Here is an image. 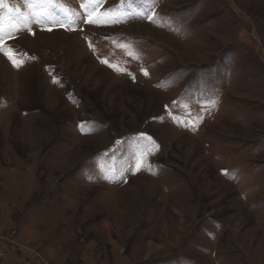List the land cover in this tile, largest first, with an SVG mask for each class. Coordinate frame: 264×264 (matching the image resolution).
Listing matches in <instances>:
<instances>
[{
  "label": "rangeland",
  "instance_id": "1",
  "mask_svg": "<svg viewBox=\"0 0 264 264\" xmlns=\"http://www.w3.org/2000/svg\"><path fill=\"white\" fill-rule=\"evenodd\" d=\"M36 11L0 3V264H264V0Z\"/></svg>",
  "mask_w": 264,
  "mask_h": 264
},
{
  "label": "snow or ice",
  "instance_id": "2",
  "mask_svg": "<svg viewBox=\"0 0 264 264\" xmlns=\"http://www.w3.org/2000/svg\"><path fill=\"white\" fill-rule=\"evenodd\" d=\"M0 3H2V0H0ZM25 3L27 5V7L29 8L32 16L37 21L41 20L42 18L43 19H46L48 13L46 11L45 12H38V11H36V7H37V5H41V6L46 5L47 4V0H25ZM89 6H90L89 4H83L82 5V8H84L85 11H87L88 8H89ZM87 22H89V23H95L96 21L94 19H92V18H89V20ZM2 43H3V37H0V44H2ZM5 54L6 55H9V53H7V52ZM9 59H12V56L11 55H9ZM13 63L15 64L16 61L13 60Z\"/></svg>",
  "mask_w": 264,
  "mask_h": 264
},
{
  "label": "trees",
  "instance_id": "3",
  "mask_svg": "<svg viewBox=\"0 0 264 264\" xmlns=\"http://www.w3.org/2000/svg\"><path fill=\"white\" fill-rule=\"evenodd\" d=\"M5 7H6L7 10H10V11H13V12L15 11L14 8H13L10 4H8V3L5 5ZM239 170H240V169H239ZM226 171L229 172V173L234 172L233 170H232L231 172L228 171V170H226ZM226 171H225V172H226ZM243 171H244V170H240V172H243ZM254 171H257V170H254ZM242 175L245 176L244 173H242ZM249 184H250V182L247 183V185H249ZM250 185H251V184H250Z\"/></svg>",
  "mask_w": 264,
  "mask_h": 264
},
{
  "label": "bare ground",
  "instance_id": "4",
  "mask_svg": "<svg viewBox=\"0 0 264 264\" xmlns=\"http://www.w3.org/2000/svg\"><path fill=\"white\" fill-rule=\"evenodd\" d=\"M159 32V31H158ZM156 33V32H155ZM160 37V36H159ZM233 60V59H232ZM229 61H230V59H229ZM234 61V60H233ZM228 64V63H227Z\"/></svg>",
  "mask_w": 264,
  "mask_h": 264
},
{
  "label": "crops",
  "instance_id": "5",
  "mask_svg": "<svg viewBox=\"0 0 264 264\" xmlns=\"http://www.w3.org/2000/svg\"><path fill=\"white\" fill-rule=\"evenodd\" d=\"M256 172V171H255Z\"/></svg>",
  "mask_w": 264,
  "mask_h": 264
}]
</instances>
